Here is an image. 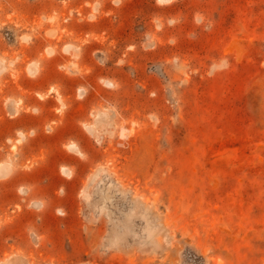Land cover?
Wrapping results in <instances>:
<instances>
[{"label": "rangeland", "instance_id": "1", "mask_svg": "<svg viewBox=\"0 0 264 264\" xmlns=\"http://www.w3.org/2000/svg\"><path fill=\"white\" fill-rule=\"evenodd\" d=\"M0 264H264V0H0Z\"/></svg>", "mask_w": 264, "mask_h": 264}]
</instances>
